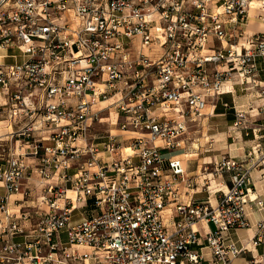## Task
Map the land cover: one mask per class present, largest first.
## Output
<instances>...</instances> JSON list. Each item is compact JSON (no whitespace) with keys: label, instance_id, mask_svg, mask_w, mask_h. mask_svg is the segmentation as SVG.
<instances>
[{"label":"built area","instance_id":"built-area-1","mask_svg":"<svg viewBox=\"0 0 264 264\" xmlns=\"http://www.w3.org/2000/svg\"><path fill=\"white\" fill-rule=\"evenodd\" d=\"M251 9L264 12V0H0V114L14 146L39 159L40 181L59 179L32 223L7 208L31 178L25 153L0 156V264H232L246 250L229 233L249 226L264 143L213 163L214 205L210 179L189 177L178 152L234 76L264 98V32L246 31ZM111 115L114 129L95 131ZM245 123L235 113V129ZM197 188L206 198L184 203ZM199 223L213 228L201 237ZM250 245L264 246V220Z\"/></svg>","mask_w":264,"mask_h":264},{"label":"crops","instance_id":"crops-1","mask_svg":"<svg viewBox=\"0 0 264 264\" xmlns=\"http://www.w3.org/2000/svg\"><path fill=\"white\" fill-rule=\"evenodd\" d=\"M248 30H255V27L251 22L248 25ZM5 62H10V60H5ZM234 90L235 88L232 87L225 94L227 95L230 94L232 98L231 100L232 102L239 104L240 108L243 109L245 108L244 111L246 117L245 125L240 130L235 129L232 125L229 127H225L223 131H220L218 126H216L215 129L213 128L210 131L211 134L209 137L213 138L215 141L213 148L214 150L211 156H206L203 159H200V161L198 159V153L195 152L191 154L192 156H187L181 151L178 154V158L184 161L186 171L189 174L198 177L199 174L202 173V169L205 170L206 168L205 166L202 167V164L203 165L207 164L205 160H210V162L212 163L213 161L211 160H213V158L215 159L219 153H222L221 155L226 157H234V158L242 159L244 158V155L250 152L251 150H253L257 144L264 143V109L262 110H256V108L249 109L248 105L245 104L248 101L245 102L240 97H238V99L235 100L234 96H232ZM256 98L258 97L256 96ZM259 101H264V98H262L261 100H255L254 104L258 103ZM204 120L205 118L202 121ZM9 128H10V132L12 133L16 131V129H14L16 127L12 128V126L11 127L9 126ZM30 135L32 137H36L39 135V133L36 130H34L30 133ZM46 144H50V143H46ZM18 152L25 153L24 161L28 165L27 173L31 174V178L21 182L20 193L9 196L7 201V208L10 212L17 213L18 211H20V212L29 213L32 217V223H35L37 219L36 212L39 213L37 209L46 208L45 206L44 208L42 205H38V198H39V194L37 192L38 185L30 181L33 179L34 174H36V179L40 181L39 176L36 173V168L37 166H39V159L30 155V148L26 145L20 148L18 147ZM204 152H207V150H205ZM40 154H42V152H40ZM206 177L210 179L211 186L215 185L216 182L215 179H213L209 175H206ZM222 178L224 180L223 190L225 191L230 186L229 177L228 175H224ZM250 178H251V184L248 190V196H247L248 201L244 208L249 226L244 229L231 231L229 233V238L233 242H235L238 247H244L246 250L241 252L237 256V258L233 260L232 264H250V260L252 258L255 257L259 259L260 254L264 252V246L252 248L250 245V241L255 233V224L258 221L264 220V207L258 208L256 206L257 200L264 201V169L260 167H254L250 171ZM51 182H56V178L53 177L52 179L47 181V183H51ZM56 184L54 183V185ZM215 189L216 187H214L213 190L210 189L209 187V194H210L209 200L212 203V205L216 203L215 193H213ZM25 191H30L29 197L24 196ZM207 194L200 192L198 188L193 189L192 194L190 196L186 195L185 197H183V202L184 203L189 202L190 200L189 198H192L193 200H204ZM2 195H4V191L2 188H0V196ZM86 214H88V212H86ZM170 214L171 211L165 212L166 216ZM0 218H2L1 215ZM208 228L212 229L213 227L212 225L206 223H199L196 226V229L201 235V237L204 236V233L206 230H208ZM16 240L20 241L21 237H16ZM203 252H207V250L204 249Z\"/></svg>","mask_w":264,"mask_h":264},{"label":"rangeland","instance_id":"rangeland-1","mask_svg":"<svg viewBox=\"0 0 264 264\" xmlns=\"http://www.w3.org/2000/svg\"><path fill=\"white\" fill-rule=\"evenodd\" d=\"M255 10L257 11L256 15H258V16L256 17L255 15H252V17L257 18V19L259 18L261 21H264V19H262V18H264V12H260L257 9H255ZM249 13H250V11H249ZM251 23L254 25L255 30H248V27H247L248 22H247L246 31L248 33L264 32V22L252 21ZM259 30H261V31H259ZM215 46L218 47L219 45L215 44ZM258 78H260V80L264 81V74H262ZM238 82H239V78L237 76H234L231 80L230 85L228 84L225 91L227 92L232 87L235 88L232 96H234L235 100H237L238 97H240L245 102L248 101L245 103L246 105H248V107L250 104H251L252 108H256L257 106L259 107L261 105H264V101H259L258 103L254 104L255 100H261L262 99V97L256 98L258 92L260 91L258 86L257 87L255 86L253 89H249V90H241V87L239 86ZM225 93L218 95V96H215L208 101V104H209L208 110H211L212 106H214L212 116L205 118L204 121H202L204 118L200 119V121H198L197 124L191 125L190 129H188V134H187L188 141H185V150L182 151L185 155L192 156L191 154L196 152V153H198L199 161H200V159H203L206 156H211L212 152L214 150L213 148H214L215 141L213 138L209 137L211 134L210 131L213 128L215 129L216 126L219 127L220 131H223L225 127H229L231 125L234 127L233 124L235 121V113H240V112L245 111V108L244 109L240 108L239 104H236L235 102L231 101L232 98H231L230 94L227 95ZM219 114H222V115H219ZM114 119H115L114 116L111 115L109 117V119H104V121L101 124H95V126H94L95 131L102 133L105 130H107L108 128L114 129L113 126H109L107 123L108 121H114ZM9 126H10V120L8 119V117L0 114V136H1V138L4 139V141H6V142H3L2 145L0 146V156L3 157V160H5L14 151L18 153L17 147L14 146V140L17 137L11 138L10 133H12V132H10ZM12 128H14V127L12 126ZM113 133L119 134L117 131H114ZM36 137H35V139H36ZM205 150H207V152H204ZM180 152H178V154ZM221 154L222 153H219L215 159L213 158V160H211V161H213L212 163L210 162V160H205V162L207 164H204V165L202 164V167H204V166L206 167L205 170L202 169L203 174H208L211 171L213 163L216 160H218L219 157L223 156ZM202 173L199 174V176L203 175ZM187 174L189 175V177H194V175L189 174L188 172H187ZM195 179L197 181V177H195ZM30 181H32L36 185H38V187H37V189H38L37 192L39 194L38 205H42L44 207L45 206L44 204H40V197L44 194V189L48 185H54V183L55 184L59 183V179H56V182H51V183H47V181L42 182V181L37 180L36 174H34L33 179ZM217 182L218 181L216 180V184H217ZM66 187L68 188L67 185H66ZM35 191H36V189H35ZM202 193H204V192H202ZM67 195L71 197V195H69L68 193H67ZM37 211H39L40 213L43 214L47 211V209L46 208L45 209H37ZM73 214H74V217H72V220H74L76 218H80V211L79 210H75L73 212ZM83 216H87V214L85 213ZM60 237H61V240L63 242H65L67 239L65 233H62L60 235Z\"/></svg>","mask_w":264,"mask_h":264},{"label":"bare ground","instance_id":"bare-ground-1","mask_svg":"<svg viewBox=\"0 0 264 264\" xmlns=\"http://www.w3.org/2000/svg\"><path fill=\"white\" fill-rule=\"evenodd\" d=\"M256 14H257V11H256L255 9H251V10H250V13H249V19H248V25H249V23L252 22V21H255V22H264V21H261L260 19H257V18L252 17V15H256ZM247 27H248V26H247ZM194 148H195V147H194ZM206 175H209V174H203L202 177H201V176H198V177H197V181L200 183V182L202 181V180H201L202 178H207ZM209 176L212 177L211 175H209ZM200 177H201V178H200ZM215 181H216V180H215ZM60 184L62 185L63 183L60 182ZM214 187H216V182H215V185H213V186H211V184H210V189L213 190ZM68 194L71 195V197H73L72 192H68Z\"/></svg>","mask_w":264,"mask_h":264}]
</instances>
